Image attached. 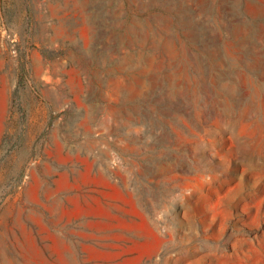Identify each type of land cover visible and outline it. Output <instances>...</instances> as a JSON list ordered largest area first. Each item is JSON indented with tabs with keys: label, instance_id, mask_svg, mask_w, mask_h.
<instances>
[{
	"label": "rangeland",
	"instance_id": "rangeland-1",
	"mask_svg": "<svg viewBox=\"0 0 264 264\" xmlns=\"http://www.w3.org/2000/svg\"><path fill=\"white\" fill-rule=\"evenodd\" d=\"M0 264H264V0H0Z\"/></svg>",
	"mask_w": 264,
	"mask_h": 264
}]
</instances>
